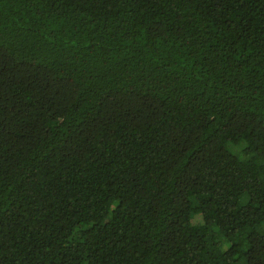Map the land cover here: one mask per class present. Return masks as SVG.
<instances>
[{
	"label": "trees",
	"instance_id": "1",
	"mask_svg": "<svg viewBox=\"0 0 264 264\" xmlns=\"http://www.w3.org/2000/svg\"><path fill=\"white\" fill-rule=\"evenodd\" d=\"M0 264H264V0H0Z\"/></svg>",
	"mask_w": 264,
	"mask_h": 264
},
{
	"label": "rangeland",
	"instance_id": "2",
	"mask_svg": "<svg viewBox=\"0 0 264 264\" xmlns=\"http://www.w3.org/2000/svg\"><path fill=\"white\" fill-rule=\"evenodd\" d=\"M195 223H200L201 222V218L200 217H196V219L194 220Z\"/></svg>",
	"mask_w": 264,
	"mask_h": 264
}]
</instances>
